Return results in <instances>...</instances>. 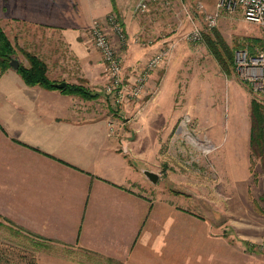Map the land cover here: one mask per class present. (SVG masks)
Listing matches in <instances>:
<instances>
[{"label":"crops","instance_id":"1","mask_svg":"<svg viewBox=\"0 0 264 264\" xmlns=\"http://www.w3.org/2000/svg\"><path fill=\"white\" fill-rule=\"evenodd\" d=\"M139 1L0 0L7 38L41 58L51 80L93 95L28 86L16 69L0 71V229L33 235L21 247L35 264H200L202 251H211L200 224L139 190L146 169L139 170L137 141L132 130L119 128L124 111L135 109L140 119L157 116L151 106L166 74L175 79L170 68L180 52L178 39L153 37L150 17L135 10ZM112 12L127 34L126 79L134 80L160 47H170L159 84L154 71L145 85L149 97L119 112L102 92L104 65L87 34L93 20ZM16 58L28 66L22 53ZM247 129L249 147L250 107ZM157 130L145 134L155 137ZM147 149L153 156L155 149ZM186 241L197 256L187 259Z\"/></svg>","mask_w":264,"mask_h":264},{"label":"rangeland","instance_id":"2","mask_svg":"<svg viewBox=\"0 0 264 264\" xmlns=\"http://www.w3.org/2000/svg\"><path fill=\"white\" fill-rule=\"evenodd\" d=\"M215 5L216 0H171L167 8L159 2L148 4L143 14L151 19L153 37L178 39V60L170 68L175 79L169 69L157 103L151 106L160 111L157 116L154 113L140 119L135 109L124 111L118 124L122 130H132L139 170L159 177L155 184L145 177L139 190L180 209L187 223L200 224L212 239L208 248L212 254L203 250L204 262L200 264H264V170L259 159L251 160L247 134L250 102L256 98L264 104V98L250 90L235 68L226 77L205 41L206 35L216 31L232 50L235 62L237 50L250 55L264 52V28L241 16L222 13L214 31L208 30L205 16L213 13ZM195 29L202 34L200 43L188 40ZM10 42L16 55L25 51L17 41ZM163 69L160 64L154 70L158 71L156 86L166 71ZM143 92L141 103L149 97L146 90ZM126 105L130 103L113 108L119 112ZM149 128H158V135L145 134ZM145 143L150 150L155 149L153 156ZM33 239L8 226L0 229V264H30L32 253L21 244L28 245ZM188 243L187 259L197 256ZM195 261L186 264H197Z\"/></svg>","mask_w":264,"mask_h":264},{"label":"built area","instance_id":"3","mask_svg":"<svg viewBox=\"0 0 264 264\" xmlns=\"http://www.w3.org/2000/svg\"><path fill=\"white\" fill-rule=\"evenodd\" d=\"M150 2H159L165 8L171 4V0H140L135 10L143 13ZM222 13L241 16L244 20L264 28V0H216L213 13L205 16L208 29L217 26ZM87 34L92 48L101 56L107 78L103 93L113 107L138 100L142 96L147 77L164 62L170 51V47H160L146 61L133 83L129 84L125 83L128 80H124L121 53L127 43L126 33L118 14L112 12L103 19L93 20L87 28ZM188 40L200 43L201 32L195 29L188 36ZM235 71L254 94L264 98V52L250 55L247 51L237 50Z\"/></svg>","mask_w":264,"mask_h":264},{"label":"trees","instance_id":"4","mask_svg":"<svg viewBox=\"0 0 264 264\" xmlns=\"http://www.w3.org/2000/svg\"><path fill=\"white\" fill-rule=\"evenodd\" d=\"M208 30L214 31V28ZM205 41L211 52L216 56L222 73L225 74L226 77H230L232 68H235L232 50L225 44L220 34L216 31H214L212 35H206ZM220 50H222L223 53H220ZM21 53L27 60L28 66L19 64L16 71L25 84L28 86H40L45 89L56 88V81L51 80L47 75L46 63L35 54L27 51H22ZM13 59H16L14 46L0 28V71L4 72L10 68V63ZM62 91L65 93L77 94L83 98L93 97L87 89L77 85H67ZM249 151L251 160L259 159L264 170V104L256 98H253L250 102ZM29 235L33 237L31 234ZM30 259V264H35L33 258Z\"/></svg>","mask_w":264,"mask_h":264},{"label":"water","instance_id":"5","mask_svg":"<svg viewBox=\"0 0 264 264\" xmlns=\"http://www.w3.org/2000/svg\"><path fill=\"white\" fill-rule=\"evenodd\" d=\"M10 67L17 69L19 67V61L16 59H13L10 63ZM66 85L65 83L61 82V83H56L55 87L58 89H62L64 88ZM144 176L153 184H155L158 181V175L154 172H151L149 170H144L143 171Z\"/></svg>","mask_w":264,"mask_h":264}]
</instances>
